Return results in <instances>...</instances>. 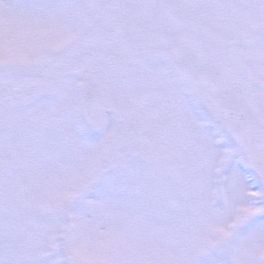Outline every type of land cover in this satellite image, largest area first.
<instances>
[{
  "label": "snow or ice",
  "instance_id": "6c2138e0",
  "mask_svg": "<svg viewBox=\"0 0 264 264\" xmlns=\"http://www.w3.org/2000/svg\"><path fill=\"white\" fill-rule=\"evenodd\" d=\"M0 264H264V0H0Z\"/></svg>",
  "mask_w": 264,
  "mask_h": 264
}]
</instances>
